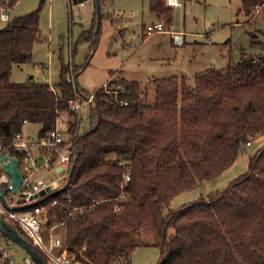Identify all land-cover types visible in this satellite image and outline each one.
Returning a JSON list of instances; mask_svg holds the SVG:
<instances>
[{
    "label": "trees",
    "instance_id": "obj_1",
    "mask_svg": "<svg viewBox=\"0 0 264 264\" xmlns=\"http://www.w3.org/2000/svg\"><path fill=\"white\" fill-rule=\"evenodd\" d=\"M242 1L250 21L264 6V0ZM149 6L170 26L167 0H149ZM39 11L0 28V135L22 159L10 142L25 121L39 125L40 139L66 116L76 134L72 175L64 189L37 203L46 209L45 234L52 229L60 235V250L83 264H132L134 250L146 245L161 248L157 264H264V147L225 188L167 210L177 194L219 176L264 133V42L256 53L243 49L225 67L197 71L193 83L186 75L152 77L151 101L148 86L110 71L106 86L128 101L122 104L105 86L76 90L63 59L57 87L34 76L11 81L14 65L32 62L42 40ZM96 27L80 35L92 50ZM80 70L75 65L73 74ZM76 93L94 95L82 131L69 106Z\"/></svg>",
    "mask_w": 264,
    "mask_h": 264
},
{
    "label": "rangeland",
    "instance_id": "obj_2",
    "mask_svg": "<svg viewBox=\"0 0 264 264\" xmlns=\"http://www.w3.org/2000/svg\"><path fill=\"white\" fill-rule=\"evenodd\" d=\"M178 1L180 5H171L170 26L162 20L166 31L148 34L145 33L146 26L157 20L149 0H99L102 18L99 38L92 50V42L80 40V35L83 30L95 29V0H19L11 9V15L14 17L40 9L42 40L34 45L32 62L14 65L11 81L19 84L34 76L38 81L57 87L63 59L70 67L72 78L75 65L81 67L76 80L87 93L107 83L110 71L120 70L114 77L121 75L141 81L149 87L148 100L151 101L152 77L186 75L193 83L197 71L208 66L225 67L230 60H239L243 49L250 53L261 49L264 6L250 21L242 9V0ZM4 23L0 19V28ZM173 32L182 34V43L174 41ZM90 108L91 103L84 101L81 120L79 115L76 116V129L82 131L87 127ZM58 126L68 129L66 117L59 120ZM38 132L37 123L24 124L23 133L33 143L38 140ZM263 147L264 133L255 137L250 145H245L235 163L219 176L203 180L193 189L177 194L167 210L225 188L247 171L250 157ZM35 151L38 153L36 147ZM55 175L54 180L63 186L66 170ZM48 231L53 232L52 229ZM13 246L17 249L20 263L25 264L24 257L28 251L17 242ZM160 257V247L139 246L132 254V264H157ZM31 264L37 263L33 260Z\"/></svg>",
    "mask_w": 264,
    "mask_h": 264
},
{
    "label": "built area",
    "instance_id": "obj_3",
    "mask_svg": "<svg viewBox=\"0 0 264 264\" xmlns=\"http://www.w3.org/2000/svg\"><path fill=\"white\" fill-rule=\"evenodd\" d=\"M167 2L170 5H180L178 0H167ZM12 8L11 0H0V19L2 21L8 22L13 18ZM164 31H166V25L160 19L146 26L148 34ZM172 35L176 43H182L181 33L173 32ZM104 86L109 94L114 93L117 101L122 104L128 103L127 100L119 98L118 90H110L106 85ZM84 101L93 103L94 95L86 97L76 93L69 100L70 109L80 116V120L81 106ZM75 135L71 134L68 129L57 126L47 136L38 138L36 143H33L21 132L12 137L10 145L21 152L22 159H18L7 150L0 135V157L4 156L3 160L0 158V217L4 227L10 233L21 235L40 255L46 257L48 264H83L75 253L69 252L67 249L60 250L61 237L56 236L53 232H50L49 235L45 234L46 209L37 205L40 199L55 190V188H52L51 191L47 190V186L51 182L47 183L45 178L49 174H52L55 179L56 172L66 170L68 175L75 152ZM35 147L42 160L38 159ZM11 157L17 158L18 167L22 173L21 183L18 187L13 185L12 176L5 168L6 164L10 163ZM129 178L126 176L125 180L127 181ZM42 192L45 193L42 194ZM1 193L4 194L1 195ZM15 242L0 229V264H21L16 255L17 249L13 246ZM24 258L25 264H31L33 261L29 253Z\"/></svg>",
    "mask_w": 264,
    "mask_h": 264
},
{
    "label": "water",
    "instance_id": "obj_4",
    "mask_svg": "<svg viewBox=\"0 0 264 264\" xmlns=\"http://www.w3.org/2000/svg\"><path fill=\"white\" fill-rule=\"evenodd\" d=\"M96 2V7H97V27L96 30L99 29L100 27V21H101V7H100V3L99 0H95ZM77 74H75L73 76V81L75 84V88L76 90L79 89V84L76 80ZM2 160L4 159V156L1 155L0 157ZM6 170L11 174L12 179H13V185L15 187H18L21 183V179H22V173L19 170L18 167V160L15 157H11V161L10 163L6 164L5 166ZM75 169V163L72 164L71 169H70V176L72 175L73 171ZM45 181L48 184L47 186V190L51 191L52 188H55V190L51 191L46 197L51 196L52 194H54L55 192H57L60 189H64V186H60L57 180H54V176L52 174H49L48 177L45 178ZM45 192H42V194ZM4 193H1V195H3ZM36 203V202H35ZM0 229L2 230V232L7 235L9 238H12L14 241H16L17 243H19L21 246H23L28 253L32 256L33 260L37 263V264H44V261L40 255V253L28 242L26 241L21 235L19 234H12L10 233L6 227H4L3 225V220L0 217Z\"/></svg>",
    "mask_w": 264,
    "mask_h": 264
},
{
    "label": "crops",
    "instance_id": "obj_5",
    "mask_svg": "<svg viewBox=\"0 0 264 264\" xmlns=\"http://www.w3.org/2000/svg\"><path fill=\"white\" fill-rule=\"evenodd\" d=\"M82 2H83V1H82ZM95 15H96V19H97V12L95 13ZM95 15H94V17H93V21H94ZM157 20H159L158 16H157ZM157 20H156V21H157ZM156 21H153V22H156ZM145 31H146V30H145ZM145 33H147V32H145ZM40 82H44V81H40ZM104 85H106V83H105ZM104 85H103V86H104ZM27 123H30V122H27V121L24 122V124H27ZM24 124H23V127H24ZM22 134L25 135V134L23 133V128H22ZM36 155L38 156V159H39V160H42V158H41L37 153H36Z\"/></svg>",
    "mask_w": 264,
    "mask_h": 264
}]
</instances>
